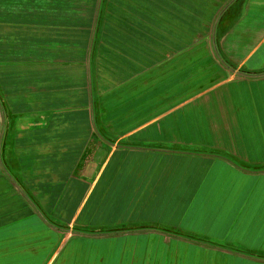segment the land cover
<instances>
[{
	"label": "crops",
	"instance_id": "obj_1",
	"mask_svg": "<svg viewBox=\"0 0 264 264\" xmlns=\"http://www.w3.org/2000/svg\"><path fill=\"white\" fill-rule=\"evenodd\" d=\"M0 264H264V0H0Z\"/></svg>",
	"mask_w": 264,
	"mask_h": 264
},
{
	"label": "water",
	"instance_id": "obj_2",
	"mask_svg": "<svg viewBox=\"0 0 264 264\" xmlns=\"http://www.w3.org/2000/svg\"><path fill=\"white\" fill-rule=\"evenodd\" d=\"M242 74L249 75V74H246V73H242Z\"/></svg>",
	"mask_w": 264,
	"mask_h": 264
}]
</instances>
